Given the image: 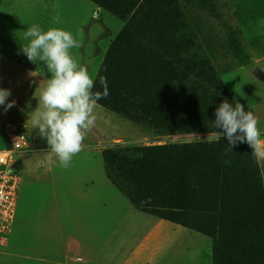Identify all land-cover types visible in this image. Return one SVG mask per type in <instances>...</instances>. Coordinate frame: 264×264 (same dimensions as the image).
I'll list each match as a JSON object with an SVG mask.
<instances>
[{"label": "rangeland", "instance_id": "1", "mask_svg": "<svg viewBox=\"0 0 264 264\" xmlns=\"http://www.w3.org/2000/svg\"><path fill=\"white\" fill-rule=\"evenodd\" d=\"M167 1V4L165 0H161V3L151 1L137 15L132 28L133 41H154L156 46L165 44L168 47L180 42L181 49L174 59L178 58L180 62L187 64L188 73L183 102L188 108L184 110L180 120L183 127L176 131L162 129L154 131L148 124L136 123L106 107L113 116L108 118L106 128L105 122H102V134L105 138L107 135L108 138L112 136L118 139L102 142L99 147L101 151L116 149V143L131 148L217 142L207 137L213 136L214 131H222L213 127L215 110L224 102L222 89L233 106L235 101H239L246 111H252L256 115L259 125L264 126V0ZM95 6L100 12V22L91 27H98L97 25L101 24L102 36L99 38L100 53L93 54L97 64L93 80L111 42L125 26V19L96 4ZM86 15L87 10L79 0H0V41H7L4 49L6 48L9 53L23 58L25 55L20 49L21 43H27L24 40V31L27 27L37 24L45 31L53 27L61 28L71 32L74 38L78 39L77 25ZM57 16L60 18L59 23L54 22ZM75 50L76 48L71 50L72 55ZM172 50L171 48L170 51ZM208 68L219 82V86L213 90L209 89L208 92L213 93L212 95L192 88L194 82L199 87L209 84ZM30 81V78L19 77L18 72L0 67V88L11 91L6 103L15 101L14 106L7 110L8 116L0 118V130L4 122L12 121L24 125L29 137L32 125L26 122L25 116L35 107L40 92L38 89L40 85L33 80ZM46 81L41 86H45ZM206 103H209L208 108ZM3 108L5 106L0 105V111H3ZM18 110L21 112L13 115ZM198 111L213 113L212 120L196 117L195 112ZM199 128L203 130H198ZM261 131L264 133V130ZM222 141L228 142L224 136L219 142ZM251 151L247 143H238L233 152L227 154L229 162L237 161L244 165L243 172L249 171V179H253L251 183H238L237 188L229 190L226 201L234 205L256 203L259 199L253 195L255 191L261 192L264 196V168L257 166ZM105 169L109 181L114 186L122 182L119 177L120 167L115 160L105 166ZM238 169L242 167L237 165L236 170L231 168L230 171H240ZM201 178L202 182L193 190L197 197L195 202L202 209H206L204 212L210 213L207 204L213 205L217 202V199L214 200V197L208 194L212 179L206 173H203ZM231 180L240 182L237 175ZM120 192L126 196L125 191ZM185 217L193 219L191 215ZM225 218H222L226 223L222 230L226 236L246 235L250 231L249 228L237 230V227L233 226L239 225L241 219ZM164 220L204 235V247L209 251L204 253V264H213V240L209 235L198 229L183 226L177 220ZM1 245L3 244L0 243ZM2 260L3 257H0V264H3Z\"/></svg>", "mask_w": 264, "mask_h": 264}, {"label": "trees", "instance_id": "2", "mask_svg": "<svg viewBox=\"0 0 264 264\" xmlns=\"http://www.w3.org/2000/svg\"><path fill=\"white\" fill-rule=\"evenodd\" d=\"M92 1L125 19V26L111 42L94 78V92L103 91L99 84L101 76L106 77L109 89L107 98L97 103L136 123L148 124L154 131L180 130L182 114L188 108L183 103L187 64L174 59L181 49L180 42L168 47L165 44L156 46L154 41H133L132 28L137 15L151 1L161 3V0ZM207 78L209 84L199 87L194 82L192 88L212 95L209 89L219 86V82L209 68ZM221 94L229 101L223 89ZM195 113L200 119L212 120V112ZM27 144L31 150L27 155L48 150L46 139H42L35 128ZM227 145L228 142L222 141L129 148L116 143L117 148L103 150L102 157L105 166L112 160L118 163L122 182L114 184L125 191L137 210L177 220L183 226L209 235L213 240V264H264V196L255 191L253 195L259 200L242 206L226 201L229 190L237 188L238 183L253 180L249 179V171L243 172L241 163H225L228 161ZM237 165L242 167L240 171H230L231 168L236 170ZM203 173L212 179L208 194L217 199L215 204H207L210 213L204 212L206 209L195 202L197 197L193 191L202 182ZM235 175L240 182L231 180ZM224 217L241 219L239 225L233 226L237 230L249 228L250 231L246 235L226 236L222 230L226 226Z\"/></svg>", "mask_w": 264, "mask_h": 264}, {"label": "crops", "instance_id": "3", "mask_svg": "<svg viewBox=\"0 0 264 264\" xmlns=\"http://www.w3.org/2000/svg\"><path fill=\"white\" fill-rule=\"evenodd\" d=\"M79 2L87 15L77 25L81 47L73 56L92 77L97 67L93 54L100 53L102 35L101 24L91 26L100 22V12L91 0ZM6 42L0 41V67L37 82L40 91L50 78L45 65L9 53ZM37 106L25 116L27 123ZM6 113L3 108L0 118ZM94 114L96 124L69 168L49 162L48 150L19 161L15 212L9 231L0 237L2 263L204 264V253H209L204 235L137 210L109 181L99 147L118 139L102 134V122L106 128L113 115L98 103Z\"/></svg>", "mask_w": 264, "mask_h": 264}, {"label": "clouds", "instance_id": "4", "mask_svg": "<svg viewBox=\"0 0 264 264\" xmlns=\"http://www.w3.org/2000/svg\"><path fill=\"white\" fill-rule=\"evenodd\" d=\"M54 22H60L59 16ZM24 40L27 43H21V52L33 63L42 62L50 73L39 92L38 106L31 113V124L46 139L47 160L69 168L96 124L97 102L109 95L106 77H99L103 91L94 92L95 81L71 52L80 48L81 43L69 31L55 27L45 31L32 24L24 31ZM10 95L9 89L0 88V105L5 106V111L15 104V101L6 103ZM215 117L213 127L222 131H214L207 139L219 142L222 136L226 137V153L233 152L238 143H247L257 166L264 168V133L256 115L246 111L239 101L233 106L224 100L216 108Z\"/></svg>", "mask_w": 264, "mask_h": 264}, {"label": "built area", "instance_id": "5", "mask_svg": "<svg viewBox=\"0 0 264 264\" xmlns=\"http://www.w3.org/2000/svg\"><path fill=\"white\" fill-rule=\"evenodd\" d=\"M0 136V236L10 229L20 184L19 161L31 150L24 125L2 124Z\"/></svg>", "mask_w": 264, "mask_h": 264}]
</instances>
